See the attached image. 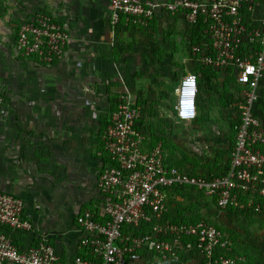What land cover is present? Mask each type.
I'll use <instances>...</instances> for the list:
<instances>
[{
  "label": "built area",
  "instance_id": "2783aa9c",
  "mask_svg": "<svg viewBox=\"0 0 264 264\" xmlns=\"http://www.w3.org/2000/svg\"><path fill=\"white\" fill-rule=\"evenodd\" d=\"M109 9L113 27L148 28L158 13L182 15L189 25L200 19L210 45L194 47L193 54L235 77L240 86L235 113L240 124L228 169L219 176L192 175L168 166L161 145L146 150L148 137L139 128L142 113L137 97L128 89L120 93L103 135L108 160L98 182L104 197L103 219L89 210L77 217L84 235L82 247L90 258L77 255L74 264H128L139 249L164 262H176L188 253L204 259V264H248L235 252L231 238L214 225L204 220L173 223L165 215L170 191L185 186L215 198L220 211L234 207L261 212L255 200L264 197V120L258 112L264 98V0H110ZM69 40V33L50 15L38 13L21 25L17 49L24 57L51 64L63 57ZM175 93L177 121L196 120L197 75L182 77ZM4 105L0 94V114L5 113ZM24 208L23 199L0 191V227L6 228L0 230V264H63L45 235L35 236L25 249L15 243L16 233H34ZM144 226L148 231L141 233ZM125 229L138 234L125 235Z\"/></svg>",
  "mask_w": 264,
  "mask_h": 264
},
{
  "label": "crops",
  "instance_id": "0c3cea01",
  "mask_svg": "<svg viewBox=\"0 0 264 264\" xmlns=\"http://www.w3.org/2000/svg\"><path fill=\"white\" fill-rule=\"evenodd\" d=\"M109 5L110 0H0V94L5 98V113L0 114V191L23 199L24 214L34 227L33 234L16 233L15 243L25 249L35 236L45 235L63 264H74L77 255L90 258L82 247L77 217L89 210L103 219L98 182L108 161L103 135L113 96L129 90L125 73L131 67L153 63L148 57L135 62L132 57L140 50L136 41L148 34H133L128 31L133 27L125 24L113 27ZM38 13L50 15L70 35L63 57L51 64L24 57L17 49L21 25ZM166 18L158 13L155 23ZM217 72L216 82L222 85L226 76H233ZM226 86L229 98L239 94L234 76ZM158 116L173 122L164 123L170 126L167 130L142 123L148 137L145 148L161 145L166 164L176 167L167 155L180 143V124L174 117ZM182 200L171 194L167 204L177 211L174 202ZM128 264L202 263L188 253L176 262H164L139 249Z\"/></svg>",
  "mask_w": 264,
  "mask_h": 264
},
{
  "label": "rangeland",
  "instance_id": "374dc122",
  "mask_svg": "<svg viewBox=\"0 0 264 264\" xmlns=\"http://www.w3.org/2000/svg\"><path fill=\"white\" fill-rule=\"evenodd\" d=\"M189 26L186 19L176 14L168 15L164 22L154 23L149 29L137 27L128 30L133 34H148L141 42L135 40L140 43V50L132 58L136 59L135 62L139 61V64L143 58L148 57L153 63L143 67L134 65L130 72L125 73L129 91L141 98V119L145 124H158L159 129L167 130L170 126H165L164 123L173 121L158 115L164 118L174 117L177 121L174 111L177 81L187 73H197L192 63ZM108 73L111 76L110 71ZM231 81L232 78L226 76L223 85L217 83L219 93L213 94L206 87L200 86L197 99L198 119L190 125L177 121L180 124L177 125L181 132L180 143L171 146L169 158L167 155V160L171 159L177 168L201 174L222 173L226 170L236 136L231 123L234 116L230 112L237 113L240 104L236 100L238 95L233 96L235 100L228 102L231 95L226 83ZM198 125L201 130L196 128ZM176 193L192 196L194 201L184 200L182 206L193 212L197 218L222 227L233 241L236 253L253 262L264 263V211L259 214L247 210L242 213L238 208L220 211L213 200L194 191ZM174 203L178 205V202Z\"/></svg>",
  "mask_w": 264,
  "mask_h": 264
},
{
  "label": "trees",
  "instance_id": "16d2710c",
  "mask_svg": "<svg viewBox=\"0 0 264 264\" xmlns=\"http://www.w3.org/2000/svg\"><path fill=\"white\" fill-rule=\"evenodd\" d=\"M155 21H156V19H154L153 21H151L150 26L152 24H154ZM205 28H206V25L200 19L197 21L196 24L189 26L188 36H189V41H190V46L192 48L191 49L192 52H193V48L194 47H201V48H203V47H205V45H210V41L208 39H205L204 38V30H205ZM138 29H143V28L142 27H138ZM192 55H193V57H192L193 62L192 63L194 65L195 69L197 70L196 75L198 77L200 86L202 88L203 87H206V89H208V91L210 93H212V94L214 92H216V93L218 92L219 93V91L217 89V82H216V80H217V73H218L217 70L213 69L210 66L205 65L201 61L200 54L199 53H197L196 55L195 54H192ZM230 77L233 80V76H230ZM262 93H263V96H264V89L262 90ZM118 99H119V96H117V95H114L113 96L114 108L111 111V116H112V114L117 109V101H118ZM233 100H235V99H233V97H231L230 99H228V102L233 101ZM236 100H240V97H238ZM137 103L140 106V104H141V98L140 99L137 98ZM258 112H260L261 118L264 120V98L261 101V103L258 105ZM230 114H231V116L232 115L234 116V117H232L231 123H232L233 129H234L235 135H236V129H237V127L240 124V117H239V114L236 116L235 115V112H233V111H231ZM109 123H110V120L104 123L105 124V129L107 128V126L109 125ZM139 123H140V125L143 123L142 122V119H140ZM139 128L141 129L142 126H140ZM229 162H230V157H229ZM229 162H228V164L226 166V170L229 167ZM223 173L224 172H222V173H205V174H209V175H212V176H219V175H221ZM192 175H196V174H192ZM185 190L194 191V192H196V193L201 194V195L204 196V194L202 192H199L197 189H195V188H189L187 186H185V187H177V188L172 189L168 195H171V194H174L175 196L178 195L183 200L182 201H176V202H178V208H177L178 210L177 211L171 210V207L168 206V212L165 215V219H167V220H169V221H171L173 223H179V222H183V223H193V222H197V221L202 220V219L197 218V216L194 215L193 212L189 211V209H187L186 207H183L182 206L181 203L184 200H190V201L192 200V201H194L192 199V196H190V195H187V196L184 195V196H182L183 194L176 193V192H180L181 193V192H183ZM209 199L213 200L214 203L216 204V199L215 198H209ZM255 203L260 205L261 212H263L264 211V197L256 198ZM233 209H234V207H230L228 210H233ZM246 210L247 211H250V213L251 212L253 213L252 209L242 210V213H245L243 211H246ZM257 214H259V213H257ZM206 222H208V221H206ZM208 223H210V222H208ZM210 224L214 225L219 230L223 231V228L222 227H219V226H217L214 223H210ZM148 228H149L148 226H144L141 229V233H146L148 231ZM1 229H6V228L1 227ZM125 230L127 232V229H125ZM131 231L134 232L135 234H138V231L135 230V229H131ZM234 250H235V248H234ZM204 262H205L204 259H202L201 260V263L204 264ZM248 264H264V263H260L259 261L253 262L252 260H249L248 259Z\"/></svg>",
  "mask_w": 264,
  "mask_h": 264
}]
</instances>
